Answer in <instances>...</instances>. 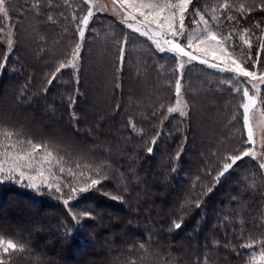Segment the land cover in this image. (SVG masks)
Listing matches in <instances>:
<instances>
[{
	"label": "trees",
	"instance_id": "obj_1",
	"mask_svg": "<svg viewBox=\"0 0 264 264\" xmlns=\"http://www.w3.org/2000/svg\"><path fill=\"white\" fill-rule=\"evenodd\" d=\"M236 1L252 11L230 10L239 20L235 27L254 35L251 49L238 36L234 43L252 56L248 68L264 72V0H229L234 6ZM223 2L199 0L210 22L211 8ZM221 20L225 32L234 26ZM50 48L21 58L9 56L0 42V60L7 57L0 67V124L53 142L72 160L66 166L81 157L99 165L101 183L68 205L59 194L0 183V234L26 245L6 264H248L258 258L264 240L260 164L248 157L217 180L226 158L236 154L204 152L192 126L184 137L180 117L168 118L166 105L118 94L111 111L88 114L83 89L91 84V72L57 73L69 54L57 63L58 57L48 56ZM220 138L215 145L224 147ZM227 142L230 149L237 146L232 137ZM84 211L91 216L80 217ZM249 240L251 247H244Z\"/></svg>",
	"mask_w": 264,
	"mask_h": 264
},
{
	"label": "rangeland",
	"instance_id": "obj_2",
	"mask_svg": "<svg viewBox=\"0 0 264 264\" xmlns=\"http://www.w3.org/2000/svg\"><path fill=\"white\" fill-rule=\"evenodd\" d=\"M102 3L107 5L109 11L98 13L89 21V29L81 41L78 69L68 67L60 71L91 72V84L89 88L83 89L90 102L88 114L98 109L112 110L118 94L148 102L152 106H175V82L180 78L182 97L188 103L187 115L173 113L168 118L180 117L183 124L180 129L184 137L191 125L199 141L204 143V152L239 154L249 148L255 152V158H249L259 164L264 162V128L260 127L264 122V105L258 102L259 106L251 110L255 143L249 144L247 129L243 124L242 93L221 83L222 76L231 74H221L195 61L186 64L182 73H177L171 54L157 52L150 41L121 24L119 17L111 11V0H102ZM193 5L200 10L203 8L199 0H193ZM236 5H241V2L236 1ZM5 7L8 9V17L0 15V42L8 55L15 52L21 58L39 57L45 49L54 47L48 56L58 57V63L59 57L68 55L74 43L79 40L78 33H75L77 21L73 20V16L82 17L88 6L83 0H6ZM191 11L192 6L189 8ZM49 16L53 20L50 21ZM185 23L189 24V20L186 19ZM123 34H127L128 40L124 45V60L121 62L119 45L114 40ZM9 40H12L11 48L8 47ZM245 67L248 68V62ZM241 80L245 78L241 77ZM260 96L264 97V86H261ZM219 136L224 147L215 145ZM228 137L234 139L237 145L235 148H229ZM242 160H248V157L238 160L235 165ZM37 192L51 194L47 190ZM12 259L13 254L9 261Z\"/></svg>",
	"mask_w": 264,
	"mask_h": 264
},
{
	"label": "snow or ice",
	"instance_id": "obj_3",
	"mask_svg": "<svg viewBox=\"0 0 264 264\" xmlns=\"http://www.w3.org/2000/svg\"><path fill=\"white\" fill-rule=\"evenodd\" d=\"M83 2L88 6L86 14L82 17L73 16V20L77 21L76 30L79 40L71 48L70 58L61 62L56 68L57 73L68 67L78 69L81 41L85 37V31L89 29V21L94 15L109 11L102 0H83ZM5 5L6 0H0V15L6 18L8 9ZM111 5V11L119 17L120 23L127 29L150 41L157 52L169 53L174 57L177 73H182L186 64L195 61L221 74H231L222 76L221 83L229 85L235 92L242 93L241 106L243 124L247 129V142L255 143L251 110L264 105V97L260 96L261 86H264V72L258 73L245 67L251 59L250 53H245L241 45L235 44L233 37L238 36L242 44L251 49L254 34H250L247 28L235 27L239 24V20L230 11L235 10L244 14L252 9L246 8L243 4L237 7L229 0H224L223 3L211 8L208 13L211 16L210 22L205 18V13L193 5V0H111ZM190 6H192L191 12H189ZM221 16L234 23L230 31L221 30L220 25L223 23ZM48 19L53 20L51 16ZM186 19L189 20V24L185 23ZM257 27H259L258 23ZM127 40V34L114 40L119 45L121 62L124 60V45ZM259 41V49L264 50V33L259 37ZM8 47H12V40H9ZM237 48L240 50L239 55ZM6 60L7 57L0 60V67L4 66ZM252 67H256V62H253ZM241 77L245 80L242 81ZM52 79H55V75ZM51 82L49 80V83ZM175 93V106L167 107L166 111L168 114L179 113L180 116H186L188 103L182 97L180 78L175 82ZM260 127L264 128V122ZM152 143L154 144L155 140ZM148 151L151 152L152 148L150 147ZM243 157L255 158V152L247 149L242 153L228 156L216 179L227 173ZM67 159L53 142H38L26 136L20 129L0 124V183L11 181L36 191L54 192L59 194L58 198H62L65 205H68L79 193H84L101 183V168L99 165L94 166L86 162V158L83 157L74 161L73 165L66 166ZM259 167L264 169V162L260 163ZM93 171L95 174L90 175L89 173ZM66 176L71 177V180H65ZM65 188L68 189L67 193L64 191ZM113 199L119 197L113 196ZM89 216L91 213L87 211L80 213V217ZM73 220L78 221L79 217L73 216ZM180 226L179 223L175 224L177 229ZM261 244L260 256L251 257L248 264H264V240ZM251 245L252 242L249 240L243 246L250 248ZM25 247L24 243L0 234V264H6L11 254L17 251L23 252ZM139 247L144 249L145 244L141 243ZM127 264H136V261L129 260Z\"/></svg>",
	"mask_w": 264,
	"mask_h": 264
}]
</instances>
